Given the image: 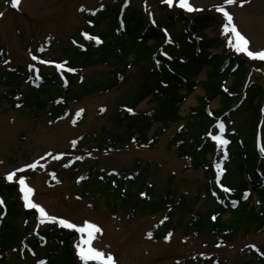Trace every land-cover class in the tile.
Segmentation results:
<instances>
[{
  "label": "trees",
  "instance_id": "1",
  "mask_svg": "<svg viewBox=\"0 0 264 264\" xmlns=\"http://www.w3.org/2000/svg\"><path fill=\"white\" fill-rule=\"evenodd\" d=\"M159 8L164 13L161 18L134 0H112L111 4L93 11L88 28L82 29L79 36L71 37L77 46L75 49L66 48V56L62 58L43 56L42 63L51 68L16 66L4 73L0 85L6 90L1 98L15 110L34 117L47 115L57 124L71 116L72 104L118 88L130 79L129 71L135 70V96L122 105L115 119L123 131H105L99 140H92L95 145L89 142L87 147L97 152L126 151L131 145L138 150L152 149L164 130L186 120L171 140L170 148L187 162L186 168L202 169L207 181L195 194L177 197L171 188L157 192L152 186L147 187L143 173L136 177L125 171L106 174L91 169L78 176L81 196L105 198L112 212L120 202L133 214L165 212L153 232L154 239L165 237L171 228L185 222L188 231L196 237H211L219 247H224L246 230L264 231V153L261 152L264 136L257 132V128H264L261 115L264 85L246 79V59L228 48L226 38L206 34L213 22L221 20L219 14L166 11L164 4ZM97 18L102 22L108 20L106 29L95 31ZM177 25L183 28L173 33ZM85 34L98 40L88 39ZM223 44L227 48L221 54L211 51ZM40 52L32 57H38ZM3 58L0 52V61ZM59 64L64 67L58 68ZM206 64L210 69L206 79L200 80ZM97 67L109 70L94 80L76 78L79 74L75 73ZM230 78L232 81L228 83ZM25 84L28 86L23 89ZM199 87L204 95L198 96V105L187 117L182 116V106ZM216 98L219 107L211 109L210 104ZM145 100L150 108L136 110ZM245 113L248 114L246 126L220 133L222 139L229 141L227 145L213 139L219 135L216 129L220 122L228 128L233 116ZM84 117L85 113L79 112L73 123L78 125ZM155 126L157 129L150 136ZM1 179L0 176V200H3L0 264H9L15 255L18 260L37 255V249L43 245L51 247L33 264H77L72 241L74 231L52 226L33 229V221L37 219L34 210L24 208L16 184ZM53 180L52 177L50 183ZM203 196L213 206L196 209ZM226 214L228 219L224 218ZM24 222L28 223L22 226ZM248 253L251 260L246 264H264V247L250 246ZM179 264L224 263L218 258L200 255L182 259Z\"/></svg>",
  "mask_w": 264,
  "mask_h": 264
},
{
  "label": "rangeland",
  "instance_id": "2",
  "mask_svg": "<svg viewBox=\"0 0 264 264\" xmlns=\"http://www.w3.org/2000/svg\"><path fill=\"white\" fill-rule=\"evenodd\" d=\"M112 0H21L18 8L11 6V0H0V52L4 58L0 61V80L4 73L14 67L36 69L41 66L43 56L62 58L65 49H75L77 46L71 39L79 36L82 29L88 28L93 11L102 6L111 4ZM135 4H142L154 12L157 18L163 17L160 4H164L166 11L184 10L189 15L210 13L211 16L219 14L221 20L213 22L206 29L210 37L218 35L226 38V45L232 34L224 32L227 22L222 12L216 8L224 7L233 17L232 23L237 30L249 40V50H264V0H246L243 6L240 0L228 5L226 0H190L193 7L202 11L189 12L179 8L178 0L169 7L163 0H134ZM81 8L84 11H81ZM165 11V12H166ZM168 13V12H166ZM95 21V20H94ZM99 21L96 32L106 29L108 20ZM183 27L177 25L173 33H178ZM83 44V41L81 42ZM226 45L211 49L212 52L221 54ZM44 52H40L42 49ZM40 52L36 59L32 55ZM235 51V50H234ZM235 54L244 56L246 61V79L262 82L264 85V61L252 60L243 53ZM109 68L97 67L79 71V79H98ZM207 66H203L200 80L206 79ZM135 70L129 71L130 79L118 88L105 93L85 97L79 103L71 105L72 114L68 118L55 124L47 115L34 117L22 111L15 110L11 104L1 98L6 88L0 85V176L1 180L16 184L21 200L25 202L24 187L19 183L21 177L25 185L33 191L28 194V199L44 208L47 216L65 219L78 227H83L86 222L94 223L100 232L94 233L92 247L102 250L107 255L111 253L115 264H177L182 259L193 256L205 255L207 258L220 259L224 264H246L251 260L248 253L250 246L264 247V231L256 232L255 228L242 232L232 243L219 247L211 237H196L186 228L185 222L177 226L165 237L154 239L152 237L157 225L164 218L161 212L155 215L133 214L121 202L112 212L107 206L105 198L97 195H83L78 185V176L86 171L93 170L109 174L111 171L127 172L128 175L138 177L143 173L147 187L157 192L166 189L175 190L177 197L182 194L190 196L195 194L207 181L202 169L186 168L187 162L179 159L170 148L171 140L177 135L186 120L171 125L164 130L156 146L148 150H138L134 145L126 151L97 152L87 147V143L95 145V138L99 140L105 131L122 132L124 128L117 125L116 115L123 104L135 96L137 84L133 76ZM74 75V72H72ZM78 79V81H79ZM80 79V80H81ZM77 80V79H76ZM232 78L228 83H231ZM28 84L23 85V89ZM204 95L201 87L193 92L181 108V115L187 117L190 110L198 105V96ZM219 107V99H214L211 109ZM150 105L143 101L136 110H147ZM83 111L85 117L78 124L73 123V118ZM248 114L233 116L228 123V131L246 126ZM262 115V111H261ZM157 129L153 128L150 136ZM264 136V128H263ZM93 140V141H92ZM86 149L84 150L83 148ZM79 157V159H77ZM76 165L75 166L73 165ZM35 165V167H30ZM70 166V169L67 167ZM75 169V170H74ZM22 170V171H18ZM76 171V172H75ZM15 173L13 180H7L9 174ZM54 180L50 183L51 178ZM131 178V177H130ZM62 179L61 182H58ZM257 199V197H255ZM203 196L196 205V209H207L213 203ZM39 217L33 221V229L55 227L59 224L45 219L41 223L42 214L39 209H34ZM35 215V214H34ZM229 214L224 216L228 219ZM185 220H187L185 218ZM32 220H29L30 222ZM24 222L22 226L26 223ZM75 231H77L75 229ZM151 233V238H149ZM81 239H87V233L79 231L73 233V244L77 256V264H85L78 254L77 244ZM50 245L38 248L37 256H30L18 260L13 256L9 264H33L40 255L50 249ZM200 260L202 258H199ZM87 264H96L88 261Z\"/></svg>",
  "mask_w": 264,
  "mask_h": 264
},
{
  "label": "snow or ice",
  "instance_id": "3",
  "mask_svg": "<svg viewBox=\"0 0 264 264\" xmlns=\"http://www.w3.org/2000/svg\"><path fill=\"white\" fill-rule=\"evenodd\" d=\"M165 4H167L169 7L173 6L175 0H163ZM237 0H226V4L231 5L236 3ZM246 0H240L241 6H243V3H245ZM21 0H11V6L13 8H18L20 5ZM179 8L185 9L189 12L193 11H202V9H197L193 7V5L190 3V0H178V5ZM217 11L222 12L224 17L226 18L227 22L224 25V32L227 35L228 33L232 34V39L228 40V43L234 47V50L237 53H243L245 54L248 58L252 60H259V61H264V50H259V51H251L249 50V40L243 36L238 30L237 27L232 23L233 17L232 15L224 8V7H217ZM81 11H84L83 8H81ZM3 16V13H0V17ZM87 36V34H85ZM88 39H97L91 36H87ZM33 59H36V57H33ZM58 68H63V64L57 65ZM71 70V69H70ZM131 112L132 110L129 109ZM219 131L221 134L225 131V125L223 122H220L218 125ZM213 139L217 140L221 145H227L229 143L228 140L222 139V135H217L214 136ZM261 152L264 153V146L261 147ZM226 156V154H225ZM79 159V157H77ZM30 167H35V165H31ZM219 167V166H218ZM22 171V170H18ZM15 173L9 174L7 176V180L12 181ZM19 183L23 185L24 187L21 189L22 191L25 192V202H26V207L28 208H33L36 209L38 208L40 213L42 214L41 218V223L45 221V219L52 221V222H57L60 226L67 228V229H76L80 233H87V239H81V241L77 244V249H78V254L80 256V259L87 264L88 261H95L96 264H115L114 257L111 253H108L107 255L105 254L104 251L98 250L94 247H92V240L95 238L94 233L100 232V228L90 222H86L83 227H78L76 224L71 223L65 219H58L56 217H51L47 216L45 214L44 208L40 207L38 204L33 203L31 200L28 199V194L31 193L33 190L30 187H27L25 185V180L23 177L19 179ZM229 189H225V191H228ZM0 204H3V200H0ZM215 219V217H213ZM149 238H151V233H149ZM43 264V262H41ZM179 264V262H177Z\"/></svg>",
  "mask_w": 264,
  "mask_h": 264
}]
</instances>
